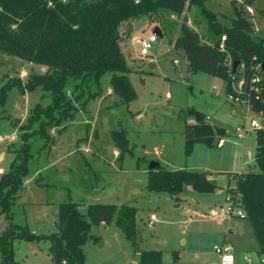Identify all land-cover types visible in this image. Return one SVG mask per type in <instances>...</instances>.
I'll return each mask as SVG.
<instances>
[{
  "label": "rangeland",
  "instance_id": "obj_1",
  "mask_svg": "<svg viewBox=\"0 0 264 264\" xmlns=\"http://www.w3.org/2000/svg\"><path fill=\"white\" fill-rule=\"evenodd\" d=\"M203 5L226 25L232 24L235 8H240L243 16L253 22L254 35L264 39V0H203ZM165 17L171 27L160 23L165 31L145 56L139 54L137 39L148 36L155 21L140 14L131 19V29L120 25L123 36L119 45L131 67L127 79L134 96L113 90L111 73L106 71L99 84L91 80L85 87L82 106L74 115L48 129L52 141L45 143L38 134L30 138L28 172L10 206L11 219L34 233H48L56 229L58 205L63 200L78 202L83 213L89 203L125 202L135 205L140 213L136 217V242L113 222L93 224L92 236L82 246L83 264H134L142 248L161 249L163 264H172L174 251L181 264H215L219 255L214 245L224 236L232 243L235 264H249L246 255L252 257L251 264H258V244L248 218L239 217V231L233 218L215 212H220L221 203L226 204V176L217 178L219 187L213 191L188 188L171 195L146 188L150 162L167 168H190L201 162L207 149L226 157L235 155L236 159L242 153L245 160L249 159L244 167L251 170L253 158L247 153L254 152V129L238 137L235 128L248 125L252 117L263 123L247 105L225 99L223 79L206 72L192 73L184 49L174 47L172 40L185 17L187 24L205 37L206 22L196 6L185 7L180 14L166 13ZM227 61L231 63L229 58ZM45 70L41 62L0 51V87L14 76L25 81L29 73ZM65 89L69 93L71 84ZM50 101V95L40 86L21 90L13 83L5 88L0 102V135L5 136L0 141V175L9 168L15 154L13 147L21 143L18 125L26 121L36 103L45 106ZM191 105L208 114L211 124L223 125L226 132L214 134L210 146L195 142L191 153L185 155L184 124L193 116H184L183 112ZM114 128L126 130L132 147L122 156L112 137ZM220 137L225 139L223 146L217 144ZM152 212L156 219L150 221ZM6 224L0 208V233ZM48 246L47 238L16 237L12 241L13 260L15 264H55Z\"/></svg>",
  "mask_w": 264,
  "mask_h": 264
},
{
  "label": "trees",
  "instance_id": "obj_2",
  "mask_svg": "<svg viewBox=\"0 0 264 264\" xmlns=\"http://www.w3.org/2000/svg\"><path fill=\"white\" fill-rule=\"evenodd\" d=\"M195 5L206 22V34L187 24L186 17L172 40L174 47L183 48L188 69L192 73L206 72L224 81L225 92L244 78L245 89L250 97V109L260 113L264 121V87L255 92L250 89V77L254 66L264 60V39L252 32L253 22L246 19L240 8H235L232 24L226 25L217 19L216 13L204 7L203 0H0V51L17 55L46 65L43 72H31L27 79L14 76L0 87V102L5 88L17 84L21 90L36 86L45 89L51 101L47 105L36 103L24 123L18 125L21 138L7 171L0 175V208L7 224L0 233V262L15 264L12 257L14 238L49 240L48 252L55 264H83V244L92 236L93 224L113 222L133 243L136 242L135 205L129 203L94 202L86 206L85 213L79 203L63 200L58 205L56 229L48 233H34L25 226L12 221L10 206L22 177L28 172L30 138L38 134L44 142L52 141L48 129L72 117L82 106L85 87L91 80L99 84L100 76L109 71L113 90L132 97L127 73L131 67L126 63L119 45L123 36L120 25L131 29V19L146 14L155 21L161 32L171 27L166 13L180 14L183 9ZM164 30V31H163ZM225 35L223 40L221 36ZM228 58L231 63H228ZM238 60L234 72L232 62ZM71 84L70 92L66 85ZM184 116L192 115L194 122L184 124V153L188 155L195 142L213 145L214 134H224V127L211 125L203 111L187 106ZM37 122L36 127L33 124ZM112 137L120 156L131 151L126 130L112 129ZM254 165L257 169L232 172L233 188L240 192L244 217L251 223L258 248L264 254V126L255 128ZM186 186L196 191H213L219 187L205 170L185 167L167 168L157 164L147 168L146 188L167 191L171 195L184 191ZM177 252L172 254V264H179ZM134 264H163V253L157 248L138 250Z\"/></svg>",
  "mask_w": 264,
  "mask_h": 264
},
{
  "label": "built area",
  "instance_id": "obj_3",
  "mask_svg": "<svg viewBox=\"0 0 264 264\" xmlns=\"http://www.w3.org/2000/svg\"><path fill=\"white\" fill-rule=\"evenodd\" d=\"M225 35L221 36V39ZM158 34L154 31H151L148 36L140 37L138 40L140 44L139 54L142 56L150 54V48L153 46L154 42L157 40ZM176 61V59H174ZM250 89H253L255 92L260 91L262 87H264V75L261 69V62L257 63L254 66V71L252 76L250 77ZM225 99L230 103H238L245 104L248 108H250V97L246 92L244 78H240L238 81L234 82L232 85V91L226 92ZM260 119H262L260 113H255ZM263 121V119H262ZM264 126L263 123H260L255 118H250L249 120V128H258ZM248 128L244 124L236 126V135L238 137H242ZM2 139V136H0ZM225 139L220 137L217 141V144L222 145ZM231 188V187H230ZM226 204L221 207V213L232 216L235 215L237 217L244 216V210L242 208L240 192L236 191L234 188L232 190L226 189L225 193ZM214 213V212H213ZM156 219L155 213H150L149 220L153 221ZM214 251L219 255V260L215 264H235L234 256L232 253V243L228 240H222L220 243L214 245ZM246 262L251 264L252 257L250 255L244 256ZM258 264H264V254L258 255Z\"/></svg>",
  "mask_w": 264,
  "mask_h": 264
},
{
  "label": "crops",
  "instance_id": "obj_4",
  "mask_svg": "<svg viewBox=\"0 0 264 264\" xmlns=\"http://www.w3.org/2000/svg\"><path fill=\"white\" fill-rule=\"evenodd\" d=\"M213 87H215V85H213ZM250 109V108H249ZM251 110V109H250ZM252 111V110H251ZM253 112V111H252ZM204 114H205V119H206V121L208 122V114H206L205 112H204ZM189 122H194V117H192V119H191V121H189ZM210 123V122H209ZM211 124V123H210ZM211 125H216V124H211ZM245 125V124H244ZM217 126H222V127H224L223 125H217ZM246 126V128H248L247 129V131L245 132V134L246 133H249V131H250V129H252V128H249V123H248V125H245ZM224 129H225V127H224ZM225 132H226V129H225V131H224V134H225ZM254 133H255V129H254ZM244 134V135H245ZM223 135V134H222ZM243 135V136H244ZM0 136H2V139L0 140V141H2V140H4L5 139V136L4 135H0ZM242 136V137H243ZM225 142V141H224ZM195 144V143H194ZM224 145V143L222 144V146ZM193 147H194V145H193ZM254 147H255V143H254ZM253 153L254 152H251V150H248V153H247V155H248V158H250V157H252L253 158ZM235 157V155H228L227 157L225 156V155H223V153L221 154H215V153H212V151H210V150H205L204 152H203V159H201L200 161L201 162H199V164H197V166L196 165H194V164H191L190 166H188V167H190L189 169H195V170H205V171H208L209 173H210V177L212 178V179H214L217 183H218V181H217V178L219 177V176H222V175H224V176H226L227 177V179H228V185L227 186H229V187H234V185H235V180H234V178H232L231 177V175H230V173H232V172H240V171H246L247 170V168H245L244 167V165H245V163L246 162H248V160H245V158L244 157H242V153L239 155V157L236 159V158H234ZM161 164V163H160ZM236 165L235 166V168H229V167H231V165ZM252 166H253V168L252 169H257V167L254 165V158H253V164H252ZM0 170H1V168H0ZM218 185H219V183H218ZM191 189V187L190 186H186V188L185 189ZM227 189V188H226ZM226 191V190H225ZM225 204H223L222 205V203H221V207L222 206H224ZM217 214H219L221 217L222 216H227V217H229V218H233V220L235 221V223H236V225H237V227H238V230L239 231H241V229H242V224H241V222H240V220H239V217H237V216H235V215H232V216H228V215H225V214H222L221 213V210H220V212H217V211H215ZM214 212V213H215ZM140 214V213H139ZM140 216V215H139ZM244 217V216H243ZM223 240H226V237L224 236V238H223ZM258 248V247H257ZM253 262V261H252ZM251 262V263H252ZM179 264H181L180 262H178ZM217 263V262H216Z\"/></svg>",
  "mask_w": 264,
  "mask_h": 264
},
{
  "label": "water",
  "instance_id": "obj_5",
  "mask_svg": "<svg viewBox=\"0 0 264 264\" xmlns=\"http://www.w3.org/2000/svg\"><path fill=\"white\" fill-rule=\"evenodd\" d=\"M152 31L156 32L160 36L162 35L161 29H160V27L158 25H154L153 28H152ZM238 62H239L238 60H234L232 62V64H231V66H232V70L231 71L232 72L235 71ZM261 69H262V73L264 75V60L261 62ZM157 164H159V163L156 162V161H152V162H150L149 167H153V166H155ZM139 215H140L139 212H136V217H138Z\"/></svg>",
  "mask_w": 264,
  "mask_h": 264
}]
</instances>
